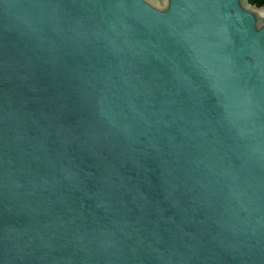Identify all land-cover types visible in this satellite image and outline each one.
Wrapping results in <instances>:
<instances>
[{
    "label": "water",
    "instance_id": "water-1",
    "mask_svg": "<svg viewBox=\"0 0 264 264\" xmlns=\"http://www.w3.org/2000/svg\"><path fill=\"white\" fill-rule=\"evenodd\" d=\"M0 264H264V4L0 0Z\"/></svg>",
    "mask_w": 264,
    "mask_h": 264
},
{
    "label": "trees",
    "instance_id": "trees-1",
    "mask_svg": "<svg viewBox=\"0 0 264 264\" xmlns=\"http://www.w3.org/2000/svg\"><path fill=\"white\" fill-rule=\"evenodd\" d=\"M251 3H254L256 5H263L264 0H249Z\"/></svg>",
    "mask_w": 264,
    "mask_h": 264
}]
</instances>
